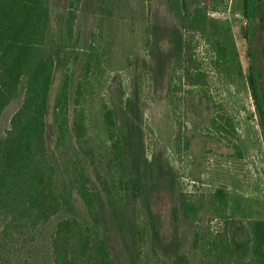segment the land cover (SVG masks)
I'll return each instance as SVG.
<instances>
[{"label":"trees","instance_id":"trees-1","mask_svg":"<svg viewBox=\"0 0 264 264\" xmlns=\"http://www.w3.org/2000/svg\"><path fill=\"white\" fill-rule=\"evenodd\" d=\"M79 1L68 0L55 38L49 0H0V118L7 107L18 103L9 129L0 138V264H12L14 259L17 264H117L102 235L99 216L106 208L123 236L130 228L125 198H137L141 192L140 180L130 174L128 165L130 150L143 152V114L136 88L121 102L124 137L118 134L114 112L103 107L107 144L95 157L82 146L86 127L80 86L69 117L70 77L65 74L53 105L56 136L52 150L46 142L53 72L60 52L71 46ZM158 1L171 21L169 90L181 93L186 86L203 87L206 76L196 54L201 44H207L216 66L227 64V51L218 39V21L210 18L227 0H205L194 7L187 0ZM242 8L247 26L243 34L246 80L264 134L262 0H242ZM168 103L175 115L179 100L168 97ZM219 119L222 123L212 120V126L234 135L230 119ZM175 124L179 151L184 137L177 120ZM177 201L181 218L192 230L191 253L169 254L173 240L162 244L156 231L148 238L147 229L133 223L137 245L146 251L131 264H264V220L237 227L227 211L225 188L208 196L180 194ZM238 231L244 233L242 241L235 239Z\"/></svg>","mask_w":264,"mask_h":264},{"label":"rangeland","instance_id":"rangeland-1","mask_svg":"<svg viewBox=\"0 0 264 264\" xmlns=\"http://www.w3.org/2000/svg\"><path fill=\"white\" fill-rule=\"evenodd\" d=\"M204 2L187 0L190 7ZM67 3L68 0H49L55 38ZM242 12V0H227L210 14L218 21V39L227 51V64L216 66L207 44H201L196 54L206 84L186 86L178 93L169 90L167 75L171 21L158 0L79 1L71 46L60 52L54 68L45 137L52 150L56 136L53 105L65 74L70 77L69 117L80 86L79 101L86 127L82 146L93 151L95 157L107 144L103 107L114 112L118 134L124 137L121 102L133 88L138 90L143 152L130 150L128 165L130 174L140 180L141 192L137 198L129 196L124 201L131 230L122 236L106 208L99 216L102 235L117 264H131L138 254L143 258L141 252L146 251L137 245L133 223L138 229L146 228L148 238L156 231L162 244L173 240L169 254L191 253L192 230L180 216V194L208 196L225 188L229 196L227 211L237 227L238 223L264 220V134L246 80L247 43L243 34L247 26ZM168 97L179 100L175 115ZM17 108L18 103H12L3 112L0 138L9 129ZM219 117L230 119L233 136L212 126V120L221 122ZM175 120L184 137L179 151L174 142ZM211 225L218 228L215 222ZM235 239L242 241L244 233L238 231ZM17 262L14 259L12 264Z\"/></svg>","mask_w":264,"mask_h":264},{"label":"water","instance_id":"water-1","mask_svg":"<svg viewBox=\"0 0 264 264\" xmlns=\"http://www.w3.org/2000/svg\"><path fill=\"white\" fill-rule=\"evenodd\" d=\"M262 5H263V9H264V0H262Z\"/></svg>","mask_w":264,"mask_h":264}]
</instances>
